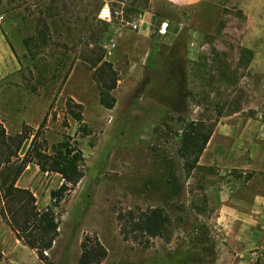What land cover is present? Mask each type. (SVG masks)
<instances>
[{"label":"rangeland","instance_id":"rangeland-1","mask_svg":"<svg viewBox=\"0 0 264 264\" xmlns=\"http://www.w3.org/2000/svg\"><path fill=\"white\" fill-rule=\"evenodd\" d=\"M49 1L0 0V122L8 135L23 126L37 131L43 123L39 141L48 152L70 140L82 155L84 177L54 209L58 236L41 260L0 216V264H77L86 239H97L107 251L102 264H264V246L243 257L221 246L226 229L211 193L225 180L253 176L224 156L211 164L215 145H231V139H209L189 175L178 154L182 130L191 123L212 128L211 137L247 124L245 134L264 131V10L254 0L211 1L190 10L147 0L146 12L136 17L125 10L146 0H101L123 8L126 21L147 13L161 18L147 33L122 29L117 20L106 24L94 41L98 48L89 46L83 22L71 35L50 29L44 46L36 25ZM110 40L115 47L109 56L104 46ZM99 47L118 75L110 110L101 106L93 71L84 63L92 52L101 54ZM70 101L81 105L82 122L72 118ZM29 145L23 144L21 157ZM61 183L58 175L29 165L16 186L29 190L44 210ZM149 208L163 209L167 228L147 246L141 236L124 241L119 214ZM254 254L262 255L257 263Z\"/></svg>","mask_w":264,"mask_h":264},{"label":"trees","instance_id":"trees-1","mask_svg":"<svg viewBox=\"0 0 264 264\" xmlns=\"http://www.w3.org/2000/svg\"><path fill=\"white\" fill-rule=\"evenodd\" d=\"M148 1L143 5L132 4V9L122 11L126 15L139 17L147 10ZM102 6L101 0H50L48 7L40 12L36 29L37 37L42 38L46 45V36L50 29L59 32L65 30L68 35L80 25L86 26L90 36L89 46L95 48L100 36L107 30V25L97 19ZM79 7L78 11L76 8ZM70 9V10H69ZM69 10V12H67ZM156 19L161 18L153 14ZM98 35V36H97ZM97 40H94L95 37ZM36 38V37H35ZM32 37L31 42L35 41ZM47 46V45H46ZM98 48V47H97ZM101 54L85 58L84 63L93 71V80L97 86L101 106L112 109L114 99L111 93L115 90L118 75L111 63L105 60V52L99 47ZM94 54V55H93ZM72 118L82 122V107L70 101L68 105ZM23 126L20 133L8 135L0 122V216L16 239L28 249L35 251L39 259L44 253L52 249L58 236V222L54 209L84 177L83 158L76 145L70 140L53 146L51 151L43 150L39 141V130ZM212 133V128L201 122L185 125L180 135L179 158L183 162V170L189 175L197 167L199 158L203 153ZM30 140V145L21 157L19 155L23 144ZM29 165H35L41 173L56 174L61 178V186L51 193L54 201L44 210L37 208L36 199L27 190L18 188L16 183ZM118 221L121 224L120 234L124 241L136 240L138 236L145 239L146 246L149 239L158 238L169 225V219L161 208H149L139 211L137 215L132 212L120 213ZM107 257V251L97 239H86L81 244V254L77 264H102Z\"/></svg>","mask_w":264,"mask_h":264},{"label":"crops","instance_id":"crops-1","mask_svg":"<svg viewBox=\"0 0 264 264\" xmlns=\"http://www.w3.org/2000/svg\"><path fill=\"white\" fill-rule=\"evenodd\" d=\"M211 1L218 4V0H162L165 5L177 10L197 9ZM254 4L258 9L264 10V0H254ZM156 20L154 15L145 14L140 20L141 31L151 32ZM3 43L4 35L0 30L1 48ZM248 128L247 124L240 132L220 130L212 135L209 142L211 144L221 136L231 139V145H215L211 151V164H214L218 157L224 156L226 162L233 160L234 164L230 162L233 168L240 169L244 174L251 172L253 175L246 181L232 178L225 180L222 187L219 185L221 188L216 187L211 193L216 206V217L226 229L221 246L226 251L237 250L236 256L240 257H243L245 251L264 246V131L259 134L253 129L245 134ZM206 152L207 148L202 156ZM197 165L200 166L199 163ZM254 224L263 228L251 227ZM239 264L247 263L240 261Z\"/></svg>","mask_w":264,"mask_h":264},{"label":"built area","instance_id":"built-area-1","mask_svg":"<svg viewBox=\"0 0 264 264\" xmlns=\"http://www.w3.org/2000/svg\"><path fill=\"white\" fill-rule=\"evenodd\" d=\"M97 19L105 24H111L113 21L117 20L120 21L122 29L128 28L129 32L135 33L140 30V21L139 20H134V21H126L123 18V11L120 8H113L111 7L108 3H105L104 5L101 6L98 14H97ZM166 25L162 27V30L159 32L160 34H164ZM115 47V42L113 40H110L106 43L104 46L107 55H111V51ZM261 254H254L252 255L251 262L252 263H257L259 262L261 258Z\"/></svg>","mask_w":264,"mask_h":264}]
</instances>
